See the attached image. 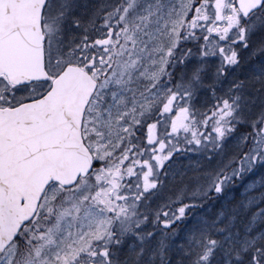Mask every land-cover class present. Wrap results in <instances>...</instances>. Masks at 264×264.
<instances>
[{
	"label": "snow or ice",
	"instance_id": "snow-or-ice-1",
	"mask_svg": "<svg viewBox=\"0 0 264 264\" xmlns=\"http://www.w3.org/2000/svg\"><path fill=\"white\" fill-rule=\"evenodd\" d=\"M0 264H264V0H0Z\"/></svg>",
	"mask_w": 264,
	"mask_h": 264
}]
</instances>
